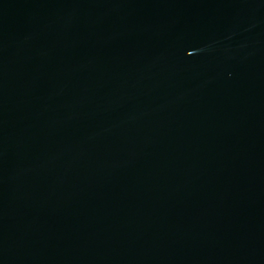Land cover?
Here are the masks:
<instances>
[{
  "label": "water",
  "instance_id": "1",
  "mask_svg": "<svg viewBox=\"0 0 264 264\" xmlns=\"http://www.w3.org/2000/svg\"><path fill=\"white\" fill-rule=\"evenodd\" d=\"M0 264H264V0H0Z\"/></svg>",
  "mask_w": 264,
  "mask_h": 264
}]
</instances>
